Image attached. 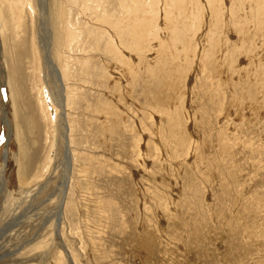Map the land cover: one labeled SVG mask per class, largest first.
<instances>
[{"label":"rangeland","instance_id":"374dc122","mask_svg":"<svg viewBox=\"0 0 264 264\" xmlns=\"http://www.w3.org/2000/svg\"><path fill=\"white\" fill-rule=\"evenodd\" d=\"M242 1L0 0V264H264Z\"/></svg>","mask_w":264,"mask_h":264},{"label":"bare ground","instance_id":"6f19581e","mask_svg":"<svg viewBox=\"0 0 264 264\" xmlns=\"http://www.w3.org/2000/svg\"><path fill=\"white\" fill-rule=\"evenodd\" d=\"M210 1H213V0H210ZM243 1H244V0H243ZM243 1H242V2H243ZM247 1H248V0H247ZM255 1H256V0H255ZM260 1H261V0H260ZM260 1L258 2V0H257V1H256V2H257L256 4H260V5H261V4H264V3H262L264 0H263L262 2H260ZM191 2H192V1H191ZM194 3L196 4V1H195ZM194 3H193V5H194ZM197 3H198V2H197ZM243 3H244V2H243ZM251 3H252V1H251ZM254 3H255V2H254ZM191 4H192V3H191ZM213 4H214V3H213ZM215 4H217V1H216ZM215 4H214V5H215ZM248 4H250V3H248ZM248 4H247V6H248ZM244 6H245V5H244ZM244 6H243V7H244ZM212 7H214V6H212ZM253 7H254V6H253ZM257 7H258V6H257ZM257 7H256V5H255V9H256ZM184 8H185V7H184ZM258 8L261 9L260 6H259ZM258 8H257V9H258ZM193 9H194V8H193ZM212 9H213V8H212ZM214 9H215V8H214ZM217 9H218V8H217ZM259 9H258V10H259ZM262 9H263V8H262ZM262 9H261V10H262ZM195 10H196V9H195ZM250 10H251V9H250ZM258 10H257V11H258ZM261 10H260V11H261ZM181 11H182V10H181ZM248 11H249V10H248ZM251 11H252V10H251ZM253 11H254V10H253ZM263 12H264V11H263ZM261 14H262V11H261L260 15H261ZM261 16H262V15H261ZM261 16H260V17H261ZM200 18H201V17H200ZM262 18H263V16H262ZM262 18H260L259 20L261 21ZM197 19H198V18H197ZM199 21H200V20H199ZM260 21H259V22H260ZM257 22H258V20H257ZM259 22H258V23H259ZM261 23H263V22L261 21ZM261 23H260V24H261ZM257 25H258V24H257ZM261 25L264 26V24H261ZM191 26H192V25H191ZM189 28H190V27H189ZM260 28H263V27L261 26ZM258 30H259V29H258ZM262 31H264V30H262ZM245 32H247V30H245ZM260 32H261V30H260ZM257 33H258V32H257ZM260 34H261V33H260ZM260 34H259V36H260ZM243 37H244V35L241 37V39L243 40L242 43H244V40H245V39L247 40V37H250V36L247 34V36L244 37L245 39H243ZM256 38H257V36H256ZM259 38H260V37H259ZM259 38H258V39H259ZM262 38H263V37H262ZM262 38H261V39H262ZM249 39H251V38H249ZM253 39H254V38H253ZM261 39H260V40H261ZM251 40H252V39H251ZM255 40H256V39H255ZM263 40H264V38H263ZM249 41H250V40H249ZM263 44H264V43H263ZM47 60H48V59H47ZM49 62H50V61H49ZM48 65H49V68L52 70L51 72L54 73V69H52V68L50 67V63H48ZM48 65H47V66H48ZM178 72H179V71H178ZM175 73H176V72H175ZM54 74H56V73H54ZM173 76H174V75H173ZM171 77H172V75H171ZM175 77H176V76H175ZM175 77H174V78H175ZM180 78H181V77H180ZM170 80H171V78H170ZM181 80H182V79H181ZM176 81H177V80H176ZM176 84H177V83H176ZM176 86H177V85H176ZM66 150H67V149H66ZM67 152H68L67 155H68L69 157H71V156L69 155V151H67Z\"/></svg>","mask_w":264,"mask_h":264}]
</instances>
